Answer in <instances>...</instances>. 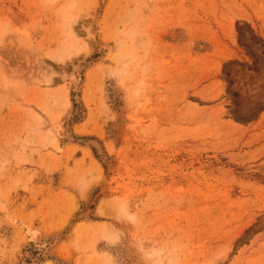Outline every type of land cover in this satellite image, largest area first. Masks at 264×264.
I'll list each match as a JSON object with an SVG mask.
<instances>
[{"label": "rangeland", "instance_id": "374dc122", "mask_svg": "<svg viewBox=\"0 0 264 264\" xmlns=\"http://www.w3.org/2000/svg\"><path fill=\"white\" fill-rule=\"evenodd\" d=\"M44 258L264 264V0H0V264Z\"/></svg>", "mask_w": 264, "mask_h": 264}, {"label": "bare ground", "instance_id": "6f19581e", "mask_svg": "<svg viewBox=\"0 0 264 264\" xmlns=\"http://www.w3.org/2000/svg\"><path fill=\"white\" fill-rule=\"evenodd\" d=\"M75 99H76V101H79V97L76 95L75 96ZM72 137V136H71ZM70 141H71V139H70ZM93 142V144L99 149V151L100 152H103V149H102V147L99 145V143L97 142V141H92ZM102 154V153H101ZM109 200L108 199H106L104 202H103V205H102V207L100 208L101 209V211L103 212V210L105 211V213L104 214H106L107 212H106V209H109L108 207L110 206L109 205ZM113 203V202H112ZM111 204V203H110ZM109 205V206H108ZM114 205V204H113ZM118 205V204H117ZM116 205V206H117ZM120 207L119 208H121L122 209V206L121 205H119ZM106 207V208H105ZM118 208V209H119ZM110 209H111V207H110ZM117 209V207H115V210ZM120 210V209H119ZM108 211V210H107ZM117 211V210H116ZM115 211V212H116ZM119 212V211H118ZM114 213V212H113ZM115 214V213H114ZM109 227V226H108ZM110 229V228H109ZM107 233V232H106ZM110 233H111V235L113 236V237H115L116 235H115V231L111 228L110 229ZM102 234V233H101ZM107 235V234H106ZM45 244V243H44ZM49 244H50V242H49ZM24 264V263H23ZM36 264H61V263H59L57 260H54L53 258H44L42 261H40V262H38V263H36ZM111 264V263H110Z\"/></svg>", "mask_w": 264, "mask_h": 264}]
</instances>
